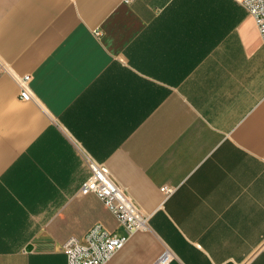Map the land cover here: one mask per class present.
<instances>
[{"label":"crops","instance_id":"0c3cea01","mask_svg":"<svg viewBox=\"0 0 264 264\" xmlns=\"http://www.w3.org/2000/svg\"><path fill=\"white\" fill-rule=\"evenodd\" d=\"M242 1L0 0V264L124 234L81 194L90 162L149 217L106 264H264V47Z\"/></svg>","mask_w":264,"mask_h":264},{"label":"built area","instance_id":"2783aa9c","mask_svg":"<svg viewBox=\"0 0 264 264\" xmlns=\"http://www.w3.org/2000/svg\"><path fill=\"white\" fill-rule=\"evenodd\" d=\"M125 1L129 3L134 0ZM242 4L256 21L264 47V0H243ZM30 80V77H24L21 81L23 85L21 98L26 101L30 100V93L26 88ZM89 168L90 177L83 182L81 194H93L98 197L117 218L124 234L111 233L103 224H95L84 237H72L64 243L62 251L67 257L68 264H106L125 246L132 232L148 227L149 217L124 188L115 182L110 169L95 162H90ZM162 191L169 195L173 190L164 186ZM174 260V253L165 250L153 264H174Z\"/></svg>","mask_w":264,"mask_h":264},{"label":"water","instance_id":"95a60500","mask_svg":"<svg viewBox=\"0 0 264 264\" xmlns=\"http://www.w3.org/2000/svg\"><path fill=\"white\" fill-rule=\"evenodd\" d=\"M31 247H28V250H30Z\"/></svg>","mask_w":264,"mask_h":264}]
</instances>
